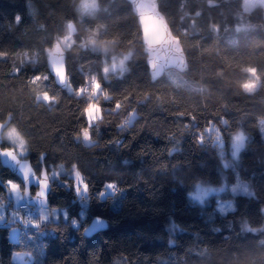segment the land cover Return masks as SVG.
<instances>
[{
    "label": "trees",
    "instance_id": "obj_1",
    "mask_svg": "<svg viewBox=\"0 0 264 264\" xmlns=\"http://www.w3.org/2000/svg\"><path fill=\"white\" fill-rule=\"evenodd\" d=\"M84 1L0 0V53L8 54L0 58V122L12 114L3 132L16 126L27 141L24 160L38 176L42 166L49 174L66 170L51 181L45 205L66 219L35 217L39 227L26 230L20 222L0 226V264H19L17 252L30 254V264H264L263 7L245 12L243 0H156L187 67L154 80L131 4L94 0L96 8L86 11ZM70 25V83L62 88L48 55ZM126 56L123 71L107 72L110 57ZM90 76L100 85L94 95L83 91ZM254 80L258 88L249 93L244 86ZM45 91L56 101H41ZM95 98L102 118L85 144L82 113ZM237 134L246 141L234 158ZM74 172L89 185L86 196L72 186ZM239 180L252 194L232 191ZM0 181L19 184L23 194L19 178L1 166ZM110 183L117 187L102 198ZM198 186L221 191L197 203ZM220 202H232L233 210L220 212ZM96 217L107 229L85 236ZM13 226L18 242L10 238Z\"/></svg>",
    "mask_w": 264,
    "mask_h": 264
},
{
    "label": "water",
    "instance_id": "obj_2",
    "mask_svg": "<svg viewBox=\"0 0 264 264\" xmlns=\"http://www.w3.org/2000/svg\"><path fill=\"white\" fill-rule=\"evenodd\" d=\"M131 6L133 13L138 18V22L142 32V42L144 45L145 53L147 55L148 66L153 79L156 80L166 74L167 71L175 70L179 73H183L187 67L186 56L180 45L178 39L173 35L169 24L165 17L159 11L156 0H127ZM67 55L64 49L58 44L48 55V67L50 75L54 77L57 84L62 88H67L68 83L63 81L59 73L65 71ZM68 77V76H67ZM133 115L130 117V124L133 122ZM3 127H0V140H3ZM0 148H3V142L0 143ZM28 160L19 159L16 163L10 162L5 157H0V166L9 170L12 174L17 176L23 184V193L29 191L30 195H23V202L29 204L32 207L42 208L47 202L51 192V180L49 172L42 173L38 176L30 165L33 171L29 173L30 185L28 188L25 185V178L21 169L27 167ZM47 177V179H45ZM43 183H49L47 189V202L45 205H41L31 192L32 187L37 188V192L40 190V186ZM0 186L3 187L6 199L13 201L11 193L8 191L7 185L0 181ZM108 227L107 222L100 218H94L90 224L86 227L84 235L91 237L99 232L106 230Z\"/></svg>",
    "mask_w": 264,
    "mask_h": 264
},
{
    "label": "rangeland",
    "instance_id": "obj_3",
    "mask_svg": "<svg viewBox=\"0 0 264 264\" xmlns=\"http://www.w3.org/2000/svg\"><path fill=\"white\" fill-rule=\"evenodd\" d=\"M243 10L245 12H250L252 11L256 6H262L264 9V0H243ZM83 7L86 9V11H92L96 8V3L94 0H86L83 2ZM74 26L70 25L69 27V33L65 38H61L58 43L59 45L62 47V49L64 50H68L73 43V38H72V34L74 32ZM112 58L110 64L108 65L107 68V72H118V71H123L125 69V64H126V60L128 58V56L124 57V58H117V57H110ZM108 64V63H107ZM251 75L253 76V72H250ZM89 85L91 86L89 93H92L93 95L95 94V92L98 91V87H96V82L97 80L95 79V77H91L88 80ZM248 87H245V90L249 93L254 92L257 88H258V81L254 80L248 84ZM96 98L94 99V101H92L91 103V107L88 110V116L89 119L94 120V123L92 124H97L99 122V120H101L102 118V112L99 106L96 105L95 103ZM263 130V135H264V127L262 128ZM9 131L6 130L4 133V140L7 144L11 145L12 147L16 148V155L20 157V159L24 160L25 156L21 155V148L22 146L14 143V142H10L9 140H7L6 134ZM83 142L85 144H91V140L90 141H86L82 138ZM246 141V138L243 134H237L236 136H234L233 138V146H232V150H233V156L234 158H236L240 152V150L243 148L244 143ZM23 151L26 152L25 148H23ZM65 168L63 166H59L57 168V170H52L51 173L49 174L50 180L53 181L55 179H58V176L61 174L65 173ZM76 173L74 172L73 177H74V184H76V191L78 190V195L80 196H86L88 193V188L85 189L83 187L82 183H79L76 181ZM114 191V189L112 188H106V190L102 193V198H105L107 196V194H112ZM221 190L219 189H215L212 187H205V186H198L195 190V192L192 194V199L197 202V203H203L205 202L210 196L214 195V194H218L220 193ZM232 191L235 193H239V194H244V195H250L252 194V191L249 189L248 183L246 182H242V181H238L237 184L232 188ZM204 193H206V196H204L203 198V202H201L200 199L196 198L197 196H203ZM12 198H13V203L12 201H9L7 199H2L0 198V226H11L12 224L16 223V222H20L21 225L23 223L24 218L27 216L26 213L24 212H20L18 213L17 211L19 210V205L22 204V190H21V197L20 199H17L15 194H12ZM5 201H9L10 202V206L8 208H6V204L4 203ZM218 209L220 212L225 213L228 211L233 210V203L232 202H220L218 205ZM38 215L35 217H39L42 216V212L43 215L47 216V219H51L52 221H59L61 218L66 219V212L65 211H52L49 212L47 210V208L44 206L42 208H38L37 211ZM6 212L9 213V219L7 221V214ZM53 213V214H52ZM33 216V218H35ZM32 218V219H33ZM31 219V221H32ZM27 228H25L26 230ZM19 237H20V228L17 226H13L10 230V238L12 241L18 242L19 241ZM32 260V257L30 254L28 253H23V252H17L13 254V261L19 264H30Z\"/></svg>",
    "mask_w": 264,
    "mask_h": 264
},
{
    "label": "snow or ice",
    "instance_id": "obj_4",
    "mask_svg": "<svg viewBox=\"0 0 264 264\" xmlns=\"http://www.w3.org/2000/svg\"><path fill=\"white\" fill-rule=\"evenodd\" d=\"M17 22H19V18H17ZM7 55H8L7 53H0V58L7 57ZM252 71L254 72L255 70H252ZM15 72L18 75L20 73V69L17 68L15 70ZM59 75H60V77L63 78V81L65 83H70V81H69V79L67 77L66 70L65 71H61L59 73ZM47 79H48V76L47 75H45V76H35L30 81V83H33L34 84L37 81L47 80ZM99 86H100L99 85V82H96V87H99ZM245 87H248V85H245ZM81 90H82L81 87H77L76 88L77 94H80L81 93ZM38 95H39V99L41 101H43V102L53 103V102L56 101V97L54 95L50 96L47 91H45L43 93H40ZM117 107H119V105H117ZM82 115L86 118V121L88 123H87V126L86 127H84V128L81 129L80 137H82L86 141H90L91 140V125H92V123H94V120L89 119L88 109L87 108L84 110V112L82 113ZM20 139L23 141V146L21 148V155L22 156H26L27 153L25 151H23V148H26L27 147V141L24 139L23 135L20 136ZM200 142H202V140ZM0 157H5V158H7L12 163H16L20 159V157L16 155V148H14V147L0 148ZM30 165H31V163L28 162L27 167L21 169L24 178H25V169L27 168V169L30 170L28 172L27 178H25V185H26L27 188L30 185V182H29V173H31L33 171V169L31 168ZM41 172L44 173V174H46L47 168L44 167V166H42ZM76 181L79 182V183H82L83 184V187L85 189H87L89 187V185L87 184V182L86 181H83L82 175L79 172L76 173ZM65 183L67 184V182H65ZM72 186L73 187H76V184H73ZM48 187H49V183H43L40 186V190L36 193L35 198L40 202L41 205H45L46 202H47V189H48ZM106 187L107 188L115 189L117 186L114 183H110V184L106 185ZM7 188H8V191L10 193L15 194V196H16L17 199H20V197H21V187H20L19 184L15 183V182H12V181H8L7 182ZM23 195H30V192L29 191L24 192ZM204 196H206V193H204L203 196H197L196 198L200 199L201 202H203ZM42 219L43 220H46L47 219V216L46 215H43V212H42ZM25 223H28V222H25ZM31 224H33V226H35V227H39V223L31 222Z\"/></svg>",
    "mask_w": 264,
    "mask_h": 264
},
{
    "label": "built area",
    "instance_id": "obj_5",
    "mask_svg": "<svg viewBox=\"0 0 264 264\" xmlns=\"http://www.w3.org/2000/svg\"><path fill=\"white\" fill-rule=\"evenodd\" d=\"M88 82L83 87V91L84 92H89L90 91L91 86L89 85ZM4 203L6 204V208H8L10 206V202L9 201H5ZM18 209H19L17 211L18 213H20V212H23V213L25 212L26 213L27 216L23 220L22 227H23V229L28 228L30 226L31 219L33 218V216L35 217V215L36 216L38 215V212H39V210L37 211L38 208L32 207L29 204H27V203L22 201V204L19 205ZM25 222H28V223H25Z\"/></svg>",
    "mask_w": 264,
    "mask_h": 264
},
{
    "label": "clouds",
    "instance_id": "obj_6",
    "mask_svg": "<svg viewBox=\"0 0 264 264\" xmlns=\"http://www.w3.org/2000/svg\"><path fill=\"white\" fill-rule=\"evenodd\" d=\"M130 55V54H129ZM242 87H243V85H242ZM11 113H9L8 114V116H7V118H6V121H4V122H0V127H3V124H5V123H8V122H10L11 121ZM22 134L19 132V130L16 128V126H12L10 129H9V131L7 132V134H6V139L7 140H9L10 142H14V143H17V144H19V145H21V146H23V141L20 139V136H21ZM3 142V140H0V143H2ZM30 170L29 169H25V178H27V175H28V172H29ZM45 179H47V177H45ZM77 194H78V190H77Z\"/></svg>",
    "mask_w": 264,
    "mask_h": 264
}]
</instances>
